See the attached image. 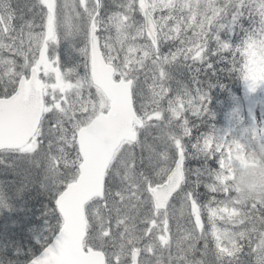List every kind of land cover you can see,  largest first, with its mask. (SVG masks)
Here are the masks:
<instances>
[{"label": "snow or ice", "instance_id": "snow-or-ice-1", "mask_svg": "<svg viewBox=\"0 0 264 264\" xmlns=\"http://www.w3.org/2000/svg\"><path fill=\"white\" fill-rule=\"evenodd\" d=\"M225 53L250 91L264 84V0H0V165L15 177L0 213L30 187L48 199L30 247L0 240V264H264V201L237 196L231 171L264 150V124L212 126L190 155L186 114L204 123L209 91L169 96L187 61Z\"/></svg>", "mask_w": 264, "mask_h": 264}, {"label": "trees", "instance_id": "trees-1", "mask_svg": "<svg viewBox=\"0 0 264 264\" xmlns=\"http://www.w3.org/2000/svg\"><path fill=\"white\" fill-rule=\"evenodd\" d=\"M164 51H168V48L166 47ZM224 55L226 57L224 61H220L218 57L209 58V62L213 65L212 69H208L207 64L200 63H196L195 66H191V69L181 66L179 71L173 73L174 79L170 81L169 84L176 87L177 89L182 86H188L192 88L194 85H197L193 82V76H195L196 79L201 82V84H205L206 86L211 84L212 87L210 89L212 93L211 96L213 98L209 104V107L212 108H220V106H218L215 101L219 100L220 97L221 100H219V102L227 101V98H231L233 100L232 97L236 96L243 98L246 82L238 74L228 72V68L231 67L228 61L232 59V56L230 53H225ZM186 63L188 64V61ZM197 68L200 69L199 73L195 71ZM187 118L190 122L192 132L190 138H185V143L187 144L188 151L191 155V144L196 142V138L198 136L207 133L210 128V114L205 119L204 123H201V121L195 116H187ZM153 135L158 136L159 130L154 131ZM191 163H194L199 167L201 166L200 159L190 158L186 161V166L188 167ZM3 168L4 166L0 165V181H11L15 179L14 175L10 171L5 173ZM199 192L201 193V191ZM47 202V196L43 194L38 187H30L26 189L21 194V196L16 201H14V212L0 213V240L1 237L4 238L3 232L7 231V228L11 227L12 225L19 224L21 219L28 225L33 226L34 229L42 228L45 223L43 210L47 205ZM24 238L25 237L22 236L19 238L20 241L16 242L18 244H22L21 246L23 247L30 246L31 244H27L26 242L23 243Z\"/></svg>", "mask_w": 264, "mask_h": 264}, {"label": "rangeland", "instance_id": "rangeland-1", "mask_svg": "<svg viewBox=\"0 0 264 264\" xmlns=\"http://www.w3.org/2000/svg\"><path fill=\"white\" fill-rule=\"evenodd\" d=\"M105 2L110 3L111 0H105ZM172 50L174 51L175 49L173 48ZM188 64L191 66L196 65V64H192L191 61H188ZM168 86L172 89V91L169 93V96H174L177 88L170 84ZM200 86L203 87L204 91H209V95H210L209 104H210L213 97L211 96L212 95L211 89L208 86H206L205 84H201L196 86L194 85L192 88L188 86L187 87L193 92L194 95L196 88ZM232 98L233 100L231 98H227L228 99L227 101H222V102H219V100H221V97L219 98V100H215L217 105L220 106V108L218 107L212 108L209 107L208 104V109L210 114V122H209L210 128L208 132L212 129V126H214L215 129L223 133L224 131L229 129L243 130L246 128L253 127L254 124L256 125L264 124V84H260L255 91H250L247 83H245L243 98L238 96ZM167 99L168 97H166L165 100L162 102V106L165 108L167 107ZM164 115L167 116L168 113H165ZM186 115L189 117L193 116L191 112H188ZM254 163H255L254 161L249 159L248 151H244V150L239 151L234 156L232 162L231 171H232L233 181L236 180L237 178V175L233 169L234 164L238 165L240 169H245L250 165H254ZM198 167L199 166H196L194 163H191L188 166L189 169H196ZM181 223H185V221H181ZM221 226L223 225L221 224ZM19 227H20V223L17 225H12L11 227L7 228V231L3 232L4 238L1 237V240H5V239L12 240L14 238L15 241H20L19 238L23 236L25 237L23 243L26 242L27 244H31L32 230H35L33 226L28 225L26 228L23 229V231H21Z\"/></svg>", "mask_w": 264, "mask_h": 264}, {"label": "clouds", "instance_id": "clouds-1", "mask_svg": "<svg viewBox=\"0 0 264 264\" xmlns=\"http://www.w3.org/2000/svg\"><path fill=\"white\" fill-rule=\"evenodd\" d=\"M248 156L255 163L245 169L233 165L237 175L233 186L243 201H264V150H249Z\"/></svg>", "mask_w": 264, "mask_h": 264}, {"label": "flooded vegetation", "instance_id": "flooded-vegetation-1", "mask_svg": "<svg viewBox=\"0 0 264 264\" xmlns=\"http://www.w3.org/2000/svg\"><path fill=\"white\" fill-rule=\"evenodd\" d=\"M204 221H205V226L207 227V220H206V217L204 218Z\"/></svg>", "mask_w": 264, "mask_h": 264}]
</instances>
